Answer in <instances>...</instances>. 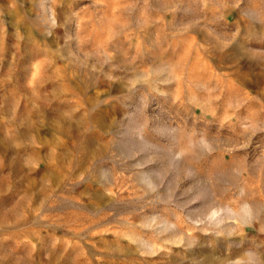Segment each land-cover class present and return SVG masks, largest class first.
Returning a JSON list of instances; mask_svg holds the SVG:
<instances>
[{
  "label": "rangeland",
  "instance_id": "374dc122",
  "mask_svg": "<svg viewBox=\"0 0 264 264\" xmlns=\"http://www.w3.org/2000/svg\"><path fill=\"white\" fill-rule=\"evenodd\" d=\"M0 264H264V0H0Z\"/></svg>",
  "mask_w": 264,
  "mask_h": 264
}]
</instances>
